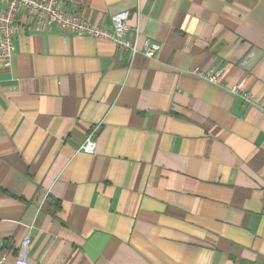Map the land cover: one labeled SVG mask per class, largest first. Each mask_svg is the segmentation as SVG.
Here are the masks:
<instances>
[{"label":"crops","instance_id":"obj_1","mask_svg":"<svg viewBox=\"0 0 264 264\" xmlns=\"http://www.w3.org/2000/svg\"><path fill=\"white\" fill-rule=\"evenodd\" d=\"M61 2L106 27L129 11L161 49L131 62L19 16L0 69V260L29 236L28 264H264V0ZM196 67L247 78L254 104Z\"/></svg>","mask_w":264,"mask_h":264},{"label":"built area","instance_id":"obj_2","mask_svg":"<svg viewBox=\"0 0 264 264\" xmlns=\"http://www.w3.org/2000/svg\"><path fill=\"white\" fill-rule=\"evenodd\" d=\"M27 18L26 26L34 31H50L56 29L60 32L69 33L75 36H87L94 39H103L113 42L121 52H126L131 62L137 55H144L148 59L157 57L161 46L150 39L140 41L141 35L138 28H131L128 25L130 18L129 11H122L111 18V26H102L83 18L80 14L66 10L61 0H0V69L9 68L15 52L14 43L22 28L19 24V16ZM132 32V38L127 33ZM253 53L243 60L242 66L248 64ZM224 69L217 67L202 68L196 67L189 73L210 84L226 89L239 98L244 105L254 104V99L247 86V78L241 82L228 87L224 80ZM1 89V82H0ZM264 113V102L259 104ZM98 128V127H97ZM95 128L90 132L79 151L86 154H94L97 148ZM29 236L25 238L15 264H28ZM7 257L3 256L0 264H6Z\"/></svg>","mask_w":264,"mask_h":264}]
</instances>
